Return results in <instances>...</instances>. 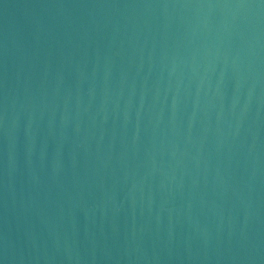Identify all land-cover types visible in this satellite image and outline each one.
<instances>
[{"label": "water", "instance_id": "obj_1", "mask_svg": "<svg viewBox=\"0 0 264 264\" xmlns=\"http://www.w3.org/2000/svg\"><path fill=\"white\" fill-rule=\"evenodd\" d=\"M0 264H264V0H0Z\"/></svg>", "mask_w": 264, "mask_h": 264}]
</instances>
